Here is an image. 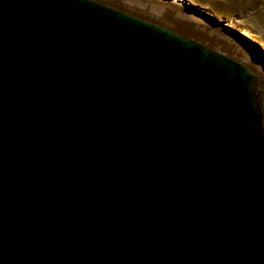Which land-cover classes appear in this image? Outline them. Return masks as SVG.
Masks as SVG:
<instances>
[{
  "label": "water",
  "instance_id": "1",
  "mask_svg": "<svg viewBox=\"0 0 264 264\" xmlns=\"http://www.w3.org/2000/svg\"><path fill=\"white\" fill-rule=\"evenodd\" d=\"M186 7L0 0V264H264V50Z\"/></svg>",
  "mask_w": 264,
  "mask_h": 264
},
{
  "label": "rangeland",
  "instance_id": "2",
  "mask_svg": "<svg viewBox=\"0 0 264 264\" xmlns=\"http://www.w3.org/2000/svg\"><path fill=\"white\" fill-rule=\"evenodd\" d=\"M188 1L185 5H193L226 22L244 33L264 50V0Z\"/></svg>",
  "mask_w": 264,
  "mask_h": 264
},
{
  "label": "bare ground",
  "instance_id": "3",
  "mask_svg": "<svg viewBox=\"0 0 264 264\" xmlns=\"http://www.w3.org/2000/svg\"><path fill=\"white\" fill-rule=\"evenodd\" d=\"M170 1H173V2H175V3H177V4H179V5H182V6H184L185 5V3H187V2H189L188 0H170ZM184 7H186V5L184 6ZM187 8V7H186ZM188 9H190V8H188ZM190 10H192V9H190ZM193 11V10H192ZM195 12V11H194ZM197 13V12H196ZM219 25V24H218Z\"/></svg>",
  "mask_w": 264,
  "mask_h": 264
}]
</instances>
